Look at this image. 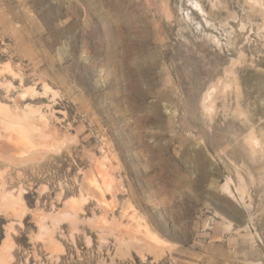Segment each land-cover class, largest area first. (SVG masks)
<instances>
[{
    "label": "rangeland",
    "instance_id": "rangeland-1",
    "mask_svg": "<svg viewBox=\"0 0 264 264\" xmlns=\"http://www.w3.org/2000/svg\"><path fill=\"white\" fill-rule=\"evenodd\" d=\"M0 101L55 140L0 149V264H264L253 0H0Z\"/></svg>",
    "mask_w": 264,
    "mask_h": 264
},
{
    "label": "bare ground",
    "instance_id": "bare-ground-1",
    "mask_svg": "<svg viewBox=\"0 0 264 264\" xmlns=\"http://www.w3.org/2000/svg\"><path fill=\"white\" fill-rule=\"evenodd\" d=\"M253 3L258 5L264 11V0H253ZM211 104L212 103L210 102V100L209 101L207 100V107L209 109L212 107ZM0 120H1L0 121V149H2V151H5L3 152V154H4V157L6 158H7L6 155L9 156L11 155L10 153L12 152H14L15 154L22 153L21 147H19L18 145H16L18 147H15L14 146L15 143L16 144L17 143H27L26 145H29L27 147L30 148V150H32L34 153H43L42 151L47 152L50 149L55 147L54 146L55 140L50 139L47 132H44L42 129H40L39 125L36 124L34 118L28 117V116H26L25 118H21L20 115L13 113L8 108V106H6L1 101H0ZM1 128H3L6 132L2 133ZM27 147L25 149H28ZM27 153L28 152H26V154ZM107 154H106V158L109 159L110 161V159L112 158V157L110 158V155L112 154L110 153L108 155ZM1 156H0V159H1ZM112 179L113 178H111V175L109 174V171L106 170V168H102V167L98 168L97 166L95 169V173L91 174V176L87 179L88 180L87 188L94 191L96 195H99V197L101 198V201L106 204L107 203V200L105 198L107 196L106 194H111L115 192L113 191ZM73 204L72 206H74ZM16 210H18V208ZM145 235H146L145 237L148 238L151 243L159 242V238L154 232L147 230V233Z\"/></svg>",
    "mask_w": 264,
    "mask_h": 264
}]
</instances>
